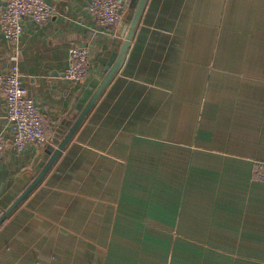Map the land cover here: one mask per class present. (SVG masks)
Segmentation results:
<instances>
[{"label": "crops", "instance_id": "crops-1", "mask_svg": "<svg viewBox=\"0 0 264 264\" xmlns=\"http://www.w3.org/2000/svg\"><path fill=\"white\" fill-rule=\"evenodd\" d=\"M0 29L47 142L16 149L0 94V214L41 169L120 49L137 0ZM88 50L85 82L63 78ZM264 0H147L124 60L40 183L0 224V264H264Z\"/></svg>", "mask_w": 264, "mask_h": 264}, {"label": "built area", "instance_id": "built-area-1", "mask_svg": "<svg viewBox=\"0 0 264 264\" xmlns=\"http://www.w3.org/2000/svg\"><path fill=\"white\" fill-rule=\"evenodd\" d=\"M126 0H90L88 9L101 26H116L122 21ZM54 13V5L45 0H0V29L10 40L16 42L23 32V19L36 23L47 21ZM89 72L88 50L74 46L69 49L68 62L63 78L78 83L85 82ZM0 94L4 98L5 113L12 125L13 146L22 150L28 145L47 142L44 118L23 84L18 63L10 71L0 73ZM7 137L0 131V154ZM252 178L264 182V162H256Z\"/></svg>", "mask_w": 264, "mask_h": 264}, {"label": "water", "instance_id": "water-1", "mask_svg": "<svg viewBox=\"0 0 264 264\" xmlns=\"http://www.w3.org/2000/svg\"><path fill=\"white\" fill-rule=\"evenodd\" d=\"M147 0H137L136 4L133 8L130 22L126 34L124 35L122 44L120 46L119 52L115 58V60L110 63L106 69L105 74L100 80L99 84L91 94L90 98L84 105L81 112L77 115L75 121L71 126L68 127L66 134L62 139L53 138V142L56 144L55 148H51L50 156L46 162L41 164V169L37 173V175L32 179V181L24 188V190L13 200V202L5 209L2 210L0 214V224L17 208V206L29 195V193L40 183V181L44 178L48 170L51 168L53 163L59 157L65 146L68 144L69 140L73 136L74 132L78 129L82 120L88 114L90 109L94 106L96 100L100 97L104 89L107 87L112 77L116 74L118 69L120 68L124 57L127 53L128 47L130 45V41L132 40L134 30L138 25L140 20V16L144 9Z\"/></svg>", "mask_w": 264, "mask_h": 264}, {"label": "rangeland", "instance_id": "rangeland-1", "mask_svg": "<svg viewBox=\"0 0 264 264\" xmlns=\"http://www.w3.org/2000/svg\"><path fill=\"white\" fill-rule=\"evenodd\" d=\"M258 162H264V161H258ZM256 162H254V165H255Z\"/></svg>", "mask_w": 264, "mask_h": 264}]
</instances>
